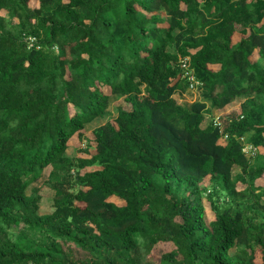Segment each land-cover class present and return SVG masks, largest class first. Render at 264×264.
I'll use <instances>...</instances> for the list:
<instances>
[{
    "label": "trees",
    "instance_id": "obj_1",
    "mask_svg": "<svg viewBox=\"0 0 264 264\" xmlns=\"http://www.w3.org/2000/svg\"><path fill=\"white\" fill-rule=\"evenodd\" d=\"M31 1L0 0V264H156L161 243L159 264H264V155L242 140L264 148V0Z\"/></svg>",
    "mask_w": 264,
    "mask_h": 264
},
{
    "label": "rangeland",
    "instance_id": "obj_2",
    "mask_svg": "<svg viewBox=\"0 0 264 264\" xmlns=\"http://www.w3.org/2000/svg\"><path fill=\"white\" fill-rule=\"evenodd\" d=\"M31 5L35 6L37 5V2L35 0H32ZM241 37H242L241 35L235 36L234 41L235 42L239 41ZM258 58H259V55H258V52L256 51L251 57V60L256 61ZM104 91L106 93H109L108 88H105ZM175 98L177 99L179 103L191 104L195 102L196 100L201 99V92L199 88H197V86L192 87L190 83L189 91L183 94L182 93L176 94ZM243 101H244L243 98H238L231 104H228L227 106H225L223 109H217V110H214L213 113L207 114L203 125L205 126L207 123H209L212 120L216 121L219 118H222L223 115L227 116L228 113H230L231 111L235 109H240L241 103ZM120 106H126V102L124 101V98L112 97L111 104L108 108L106 115L103 118L96 119L91 124H89L87 128L85 129V131L84 130L82 131L81 136H79L78 133H76L69 140L68 142L69 148L67 150V154L72 157H83V158L90 157L95 152L94 142H93L94 138H93V133H92L93 129L96 126L101 125L108 120H114L117 115V108ZM221 141L225 142V139L222 138ZM243 143H244V149H245L247 156L251 160H253V162L256 160L257 157H261L260 155H264V148L253 146L247 143L244 138H243ZM93 169H95V167H87L82 170V173L86 171H91ZM49 170H50L49 168L45 170V176L49 173ZM45 176L35 181L29 187V190H28L29 193H31V191L34 188L39 190V193L41 194V197H42L40 201V210H39L41 214L51 213L54 209L53 208L54 191L45 184V180H46ZM257 184L259 186L264 187V176L258 179ZM110 200L119 205H124V201L118 197H112L110 198ZM204 203L206 206L208 218L210 220L214 219V214L211 211L210 204L206 198H204ZM173 248L174 246L171 243H161L157 245L153 251L152 260L156 264H159L162 254L166 251H171ZM261 261H262V255H261V252L258 250L256 252L255 262L261 263Z\"/></svg>",
    "mask_w": 264,
    "mask_h": 264
},
{
    "label": "built area",
    "instance_id": "obj_3",
    "mask_svg": "<svg viewBox=\"0 0 264 264\" xmlns=\"http://www.w3.org/2000/svg\"><path fill=\"white\" fill-rule=\"evenodd\" d=\"M182 66H183V68H185V69L188 68V59H184V60H182ZM185 77H187V78L189 79V81H190L192 87H193V86H197V88H199V87L202 85L199 81H197V80L195 79V77L193 76L192 72H190L188 69H187L186 72H185ZM214 124H215L216 126L221 127V128H222V126H223L222 123H221V121H220V118H219L218 120L214 121ZM225 138H227V135L225 136ZM225 138H224V139H225ZM242 140H243V138H242ZM243 151L245 152V149H244V148H243ZM245 153H246V152H245Z\"/></svg>",
    "mask_w": 264,
    "mask_h": 264
},
{
    "label": "crops",
    "instance_id": "obj_4",
    "mask_svg": "<svg viewBox=\"0 0 264 264\" xmlns=\"http://www.w3.org/2000/svg\"><path fill=\"white\" fill-rule=\"evenodd\" d=\"M237 36V35H236ZM212 69H217L219 66H217V65H212V66H210ZM235 110H239V109H235ZM234 111V110H233ZM232 112V111H231ZM222 142H224V141H222Z\"/></svg>",
    "mask_w": 264,
    "mask_h": 264
}]
</instances>
